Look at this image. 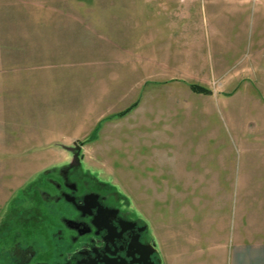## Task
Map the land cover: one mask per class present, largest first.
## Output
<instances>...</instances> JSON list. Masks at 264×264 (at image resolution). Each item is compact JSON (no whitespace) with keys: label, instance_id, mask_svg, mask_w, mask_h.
<instances>
[{"label":"rangeland","instance_id":"obj_1","mask_svg":"<svg viewBox=\"0 0 264 264\" xmlns=\"http://www.w3.org/2000/svg\"><path fill=\"white\" fill-rule=\"evenodd\" d=\"M242 2L233 19L235 0H0V232L32 227L13 208L82 143L162 264H226L220 245L262 243L264 106L250 68L229 67L251 55L264 0ZM234 22L240 42H224Z\"/></svg>","mask_w":264,"mask_h":264},{"label":"flooded vegetation","instance_id":"obj_2","mask_svg":"<svg viewBox=\"0 0 264 264\" xmlns=\"http://www.w3.org/2000/svg\"><path fill=\"white\" fill-rule=\"evenodd\" d=\"M77 146L65 148L68 163L28 185L11 215L32 227L15 233L9 224L0 232V264H162L157 233L122 195L91 176Z\"/></svg>","mask_w":264,"mask_h":264},{"label":"crops","instance_id":"obj_3","mask_svg":"<svg viewBox=\"0 0 264 264\" xmlns=\"http://www.w3.org/2000/svg\"><path fill=\"white\" fill-rule=\"evenodd\" d=\"M236 7L234 9V18L239 19L243 15V2L242 0H235ZM236 22L233 23V27H230V30H228L226 33H228L226 36L221 35L224 39V42L228 43H239V37H240V30L239 28H236ZM256 31L251 37V48L252 50L248 49L245 51L250 52L249 58L245 60L244 62H241L240 60H236L233 64V66L229 68H234L232 74H234L237 70L239 71L240 68H250L247 70V73H243V79H247L251 82V84L255 88V93L258 95L252 96L249 95L250 100L256 101V103H260L262 106H264V95L262 94V91L260 90L259 86L264 90V55L259 56L260 51L264 50V23L260 20H257L255 22ZM219 36V35H218ZM241 45V44H240ZM224 62V60H222ZM221 65H218L220 67ZM222 66H225L222 63ZM227 67V68H228ZM225 68V67H224ZM228 68V70H229ZM237 68V69H236ZM231 74L230 72H228ZM231 74V75H232ZM245 77V78H244ZM247 77V78H246ZM259 85V86H258ZM239 91L238 93H240ZM244 92L247 93V91L244 90ZM249 92V91H248ZM234 95V94H232ZM231 95V96H232ZM230 97V96H229ZM229 243V242H228ZM226 250V256L225 261L226 264H264V241L262 243H254V244H235L233 246H230V244L226 245H220V250L223 251L222 255L225 254ZM224 264V262H223Z\"/></svg>","mask_w":264,"mask_h":264},{"label":"trees","instance_id":"obj_4","mask_svg":"<svg viewBox=\"0 0 264 264\" xmlns=\"http://www.w3.org/2000/svg\"><path fill=\"white\" fill-rule=\"evenodd\" d=\"M190 88H191V90L194 92V93H197V94H208L209 93V91L206 89V88H204V87H201V86H198V85H190ZM135 107V104H133L131 107H129V108H127L125 111H123V112H121V113H119L117 116H119V117H123V116H125L132 108H134ZM97 132V131H96ZM93 138L95 137V133H93ZM21 198H19V201H21L20 200ZM16 207L17 208H19L20 207V205H16ZM13 211V210H12Z\"/></svg>","mask_w":264,"mask_h":264},{"label":"water","instance_id":"obj_5","mask_svg":"<svg viewBox=\"0 0 264 264\" xmlns=\"http://www.w3.org/2000/svg\"><path fill=\"white\" fill-rule=\"evenodd\" d=\"M80 150V147L77 146V143H73V149L72 150ZM74 162H78V152L76 154H74L73 156V160H72V164H74Z\"/></svg>","mask_w":264,"mask_h":264}]
</instances>
